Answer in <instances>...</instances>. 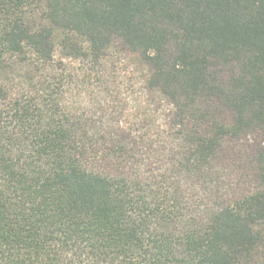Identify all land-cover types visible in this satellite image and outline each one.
<instances>
[{
    "label": "trees",
    "instance_id": "obj_1",
    "mask_svg": "<svg viewBox=\"0 0 264 264\" xmlns=\"http://www.w3.org/2000/svg\"><path fill=\"white\" fill-rule=\"evenodd\" d=\"M0 264H264V0H0Z\"/></svg>",
    "mask_w": 264,
    "mask_h": 264
},
{
    "label": "rangeland",
    "instance_id": "obj_2",
    "mask_svg": "<svg viewBox=\"0 0 264 264\" xmlns=\"http://www.w3.org/2000/svg\"><path fill=\"white\" fill-rule=\"evenodd\" d=\"M112 66L114 68V80L118 84H124L125 87L131 90V88H136L138 80L144 74V65L138 60L136 55L124 50L121 47L115 49L111 57ZM255 133L248 135V141L241 140L240 143L247 145L252 143L255 138ZM243 139V138H242ZM251 145V144H248Z\"/></svg>",
    "mask_w": 264,
    "mask_h": 264
}]
</instances>
